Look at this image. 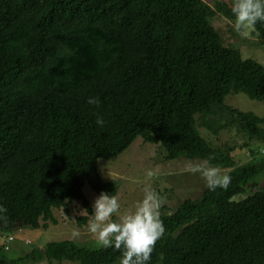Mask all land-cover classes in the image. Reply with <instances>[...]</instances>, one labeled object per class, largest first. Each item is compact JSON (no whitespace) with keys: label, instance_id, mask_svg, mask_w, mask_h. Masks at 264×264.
<instances>
[{"label":"trees","instance_id":"16d2710c","mask_svg":"<svg viewBox=\"0 0 264 264\" xmlns=\"http://www.w3.org/2000/svg\"><path fill=\"white\" fill-rule=\"evenodd\" d=\"M232 5L0 0V238L12 235L15 221L47 228L56 223L53 210L74 201L88 212L77 223L86 224L93 211L83 186L110 196L119 186L102 179L97 159L118 156L140 137L159 143L166 159L198 158L231 177L226 190L205 186L161 211L166 231L149 264H264V159L237 165L232 148L200 133L235 129L264 146V116L225 102L235 93L264 102V66L224 44L212 22L220 14L234 23ZM251 34L263 48L264 22ZM4 238L0 264L122 259L114 247L72 239L25 251L16 237L5 249Z\"/></svg>","mask_w":264,"mask_h":264},{"label":"rangeland","instance_id":"374dc122","mask_svg":"<svg viewBox=\"0 0 264 264\" xmlns=\"http://www.w3.org/2000/svg\"><path fill=\"white\" fill-rule=\"evenodd\" d=\"M213 5L215 0H204ZM232 3L233 0H225ZM213 25L218 30L224 44L232 43L235 48L240 49L242 57L253 58L264 66V47L257 44V37L250 34L249 38H242L234 30L233 21L226 19L220 14L213 17ZM225 102L235 108L245 111H253L257 115L264 116V102L252 100L244 93L229 94ZM264 127V125H263ZM200 133L213 146H228L232 148V156L242 165L254 156L259 154L264 159L263 143L256 139H249L235 129L221 130L217 134L209 132L207 129L200 127ZM244 144H248L247 147ZM253 148V152H248ZM254 153V155H252ZM262 153V154H261ZM258 159V158H257ZM198 158H186L178 156L173 159L165 158V151L159 143H150L137 137L130 146L112 159H97V169L103 180H118L119 186L116 196L121 204V212L134 210L138 201L144 197V188L150 186L161 197L164 198V204L161 211H170L178 202L187 197H196L206 186L205 180L199 173L193 174L188 171L189 165L203 163ZM209 165V164H208ZM210 166V165H209ZM155 170L156 175L148 178V170ZM220 169V168H219ZM223 173L226 169H220ZM259 187L264 189V177L260 178ZM83 192L90 202L94 214V202L99 197L87 184L83 186ZM245 196V195H243ZM85 211L80 201H74L68 204L66 209H54L53 214L56 223L49 222L47 228L32 229L24 226L20 221L12 222L11 225L16 227L11 230L13 237H16L14 244L24 245L25 251L33 245L42 247L44 243L52 240L72 239L85 243L90 247H101L96 240L92 238L86 224L77 223V217ZM73 230H79L81 235L77 239L72 238ZM9 233V232H6ZM14 233V234H13ZM6 236V235H4ZM4 238V237H1ZM0 238V240H2ZM87 240V241H84ZM23 247V246H22ZM13 250L10 255L15 254ZM19 254V253H18ZM31 264V263H27ZM34 264H80L69 260L40 261Z\"/></svg>","mask_w":264,"mask_h":264},{"label":"clouds","instance_id":"9594fccd","mask_svg":"<svg viewBox=\"0 0 264 264\" xmlns=\"http://www.w3.org/2000/svg\"><path fill=\"white\" fill-rule=\"evenodd\" d=\"M232 13L235 17L234 30L242 38H249L257 22H264V0H233ZM88 103L99 105V99L89 98ZM96 123L103 126V118L98 116ZM187 170L199 173L211 191L217 188L226 190L230 186L231 177L222 174L219 168L209 166L207 161L189 165ZM146 175L152 178L156 172L150 169ZM163 204L164 198L146 186L144 197L136 203L134 210L121 212L119 198L101 192L94 202V214L90 215L87 231L99 246L121 251L120 264H149L156 243L166 231L161 219ZM0 211L6 209L0 208ZM81 214L88 212L85 210ZM80 235L79 230H73V239Z\"/></svg>","mask_w":264,"mask_h":264},{"label":"built area","instance_id":"2783aa9c","mask_svg":"<svg viewBox=\"0 0 264 264\" xmlns=\"http://www.w3.org/2000/svg\"><path fill=\"white\" fill-rule=\"evenodd\" d=\"M12 238H13L12 235H8L7 237L4 238L5 239V242L7 243V245H5V249L8 248V246H9L8 242L11 241Z\"/></svg>","mask_w":264,"mask_h":264}]
</instances>
